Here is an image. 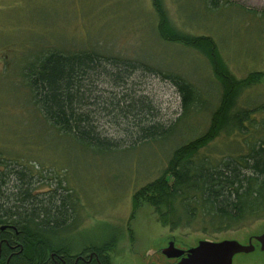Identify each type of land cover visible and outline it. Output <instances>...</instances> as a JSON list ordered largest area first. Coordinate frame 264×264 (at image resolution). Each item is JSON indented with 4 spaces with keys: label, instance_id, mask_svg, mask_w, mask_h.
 <instances>
[{
    "label": "rangeland",
    "instance_id": "obj_1",
    "mask_svg": "<svg viewBox=\"0 0 264 264\" xmlns=\"http://www.w3.org/2000/svg\"><path fill=\"white\" fill-rule=\"evenodd\" d=\"M162 3L176 27L212 36L237 78L254 70L264 73V0H230L217 10L207 9L204 0ZM156 25L153 0H0V152L5 160L23 162L28 173L40 180L37 187L47 190L50 185L42 181L54 184L57 179L75 192L79 225L70 240L113 241L111 264H174L177 258L164 252L170 241L188 249L200 240L236 239L247 244L252 237L255 249L236 253L233 264H264V250L255 238L264 232V217L239 229L209 234L194 227L171 229L145 198L136 199L135 206L136 190L159 175L172 149L209 127L222 92V81L208 57L192 46L163 39ZM52 49H92L136 64L124 85L99 80L98 89L104 97L124 94L147 102L150 119L176 123L171 135L155 143L97 152L50 126L32 102L23 73L29 62ZM145 63L175 70L193 83L204 100L201 108L183 116L178 88ZM262 104L264 78L242 90L236 107ZM255 116L263 120L264 110ZM100 122L109 135L122 136L120 127L107 117L101 116ZM232 140L224 130L203 151L213 154Z\"/></svg>",
    "mask_w": 264,
    "mask_h": 264
},
{
    "label": "trees",
    "instance_id": "obj_2",
    "mask_svg": "<svg viewBox=\"0 0 264 264\" xmlns=\"http://www.w3.org/2000/svg\"><path fill=\"white\" fill-rule=\"evenodd\" d=\"M204 1L207 9L217 10L230 0ZM153 3L159 35L205 54L215 76L222 81V92L212 110L209 127L172 149L159 175L136 190L135 206L136 199L145 198L171 229L194 227L213 234L247 226L264 217V119L258 121L255 116L264 110V104L251 108L236 106L242 90L261 83L264 73L254 70L237 78L212 36L176 27L162 0ZM122 59H111L92 49H52L29 62L23 74L32 102L44 120L82 146L97 152H113L136 143L166 139L176 123L165 125L150 119L146 115L151 111L147 102L124 94L101 95L99 80L124 85L136 70V64L126 57ZM146 65L178 88L183 116L201 108L204 100L197 87L179 72ZM103 74L108 78L101 79ZM101 116L120 127L122 136L109 135L100 122ZM224 130L234 140L218 152H204L203 148L207 149ZM4 158L0 152V264H73L75 258H81L78 254L89 253L90 264H111L113 241L70 240L79 225L78 197L71 188L56 179L54 184L42 181L50 185L43 190L36 184L40 180L28 173L23 162ZM13 161L18 167L11 165Z\"/></svg>",
    "mask_w": 264,
    "mask_h": 264
},
{
    "label": "water",
    "instance_id": "obj_3",
    "mask_svg": "<svg viewBox=\"0 0 264 264\" xmlns=\"http://www.w3.org/2000/svg\"><path fill=\"white\" fill-rule=\"evenodd\" d=\"M264 250V232L255 236ZM255 245L250 240L244 244L236 239L220 241L200 240L195 246L188 249L178 248L170 241L164 249L168 257L179 258L174 264H233L236 253L251 252Z\"/></svg>",
    "mask_w": 264,
    "mask_h": 264
},
{
    "label": "flooded vegetation",
    "instance_id": "obj_4",
    "mask_svg": "<svg viewBox=\"0 0 264 264\" xmlns=\"http://www.w3.org/2000/svg\"><path fill=\"white\" fill-rule=\"evenodd\" d=\"M253 239H254L253 237L252 238H249V241L250 240H253ZM89 254H85V256H82L83 254H78L79 256H81V258L80 259L75 258L73 264H90L92 258H91V255H89ZM81 259H82V261H81L82 263H78V260H81ZM178 259L179 258H177V260Z\"/></svg>",
    "mask_w": 264,
    "mask_h": 264
}]
</instances>
